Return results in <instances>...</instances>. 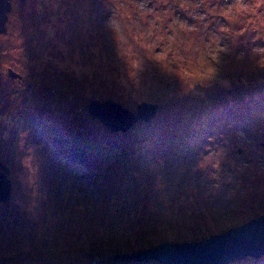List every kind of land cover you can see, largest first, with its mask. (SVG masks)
Masks as SVG:
<instances>
[{"label":"rangeland","instance_id":"1","mask_svg":"<svg viewBox=\"0 0 264 264\" xmlns=\"http://www.w3.org/2000/svg\"><path fill=\"white\" fill-rule=\"evenodd\" d=\"M11 2L0 264H157L113 256L264 215V0ZM93 101L156 110L111 132Z\"/></svg>","mask_w":264,"mask_h":264},{"label":"water","instance_id":"2","mask_svg":"<svg viewBox=\"0 0 264 264\" xmlns=\"http://www.w3.org/2000/svg\"><path fill=\"white\" fill-rule=\"evenodd\" d=\"M11 11V0H0V32L6 31L5 25ZM155 110L153 105L145 102L138 105L137 115L113 101H93L89 105L92 117L102 122L111 132L123 133L141 120L148 122ZM0 168L3 170L0 172V202H4L11 197V182L7 177L8 169L2 164ZM144 254L146 259H155L163 264H228L236 258H258L264 255V215L201 242L180 245L163 243ZM139 255L142 254H117L113 258L123 256L138 259Z\"/></svg>","mask_w":264,"mask_h":264},{"label":"trees","instance_id":"3","mask_svg":"<svg viewBox=\"0 0 264 264\" xmlns=\"http://www.w3.org/2000/svg\"><path fill=\"white\" fill-rule=\"evenodd\" d=\"M260 217H261V216H260ZM164 244H165V243H164ZM161 245H162V244H161ZM147 251H148V250H143V251H138V252H136V255H138V254H140V253L142 254V255H139L140 258H138L137 261H138V260H141V261H142V260L146 259V256H145L144 253L147 252ZM137 253H138V254H137ZM127 257H128V256H127ZM130 257H131V256H130ZM144 261H146V260H144ZM147 262H151V261H147ZM156 263H157V264H163V263H161V262H159V261H156Z\"/></svg>","mask_w":264,"mask_h":264}]
</instances>
